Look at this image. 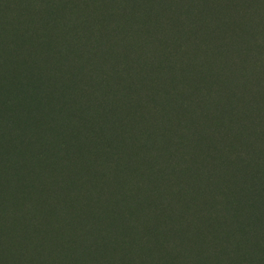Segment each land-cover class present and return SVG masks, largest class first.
<instances>
[{"label":"rangeland","instance_id":"rangeland-1","mask_svg":"<svg viewBox=\"0 0 264 264\" xmlns=\"http://www.w3.org/2000/svg\"><path fill=\"white\" fill-rule=\"evenodd\" d=\"M2 2L0 32L11 42L10 71L6 58L0 64L5 86L25 93L24 75L48 83L43 122L34 105L24 107L35 140L62 130L59 118L66 123L96 89L133 96L104 51L119 72L134 65L130 81L153 97L143 119L132 109L119 116L120 128L135 124L128 143L135 135L142 143L118 151L128 149L115 172L84 169V151L74 149L68 168L47 178L51 166H31L14 190L0 156V264H224L214 252L231 234L226 262L264 264V0ZM72 79L83 80L69 91ZM105 125L98 152L118 132L115 121ZM135 152L154 170L131 165ZM78 167L82 179L71 185Z\"/></svg>","mask_w":264,"mask_h":264},{"label":"trees","instance_id":"trees-1","mask_svg":"<svg viewBox=\"0 0 264 264\" xmlns=\"http://www.w3.org/2000/svg\"><path fill=\"white\" fill-rule=\"evenodd\" d=\"M0 4L8 8V4L3 3L2 0H0ZM45 6L48 5L45 4ZM59 22L61 21L57 18L54 21V25H58ZM10 43V40L5 38L2 35V32H0V64L3 60L2 57L6 58L5 60H7V70H5V72H9V69L11 68L10 57L8 58V56L11 54ZM124 43L125 41L122 40V44ZM46 45H50V43H47ZM102 58L106 62L109 60L110 65L113 66L111 73L115 74V78H117L116 82L121 83L122 80L126 78L127 84L132 87L130 93L132 92L133 96H125L121 99L118 97L119 94L115 88L96 89L95 93H93L90 98L87 96L86 100L81 103V106L80 104L75 106L76 110L71 112V116L68 118L66 123L63 116L59 118L58 123L60 125H64L62 130L55 131L52 128L44 129L40 140H35L34 137H31V134L27 133L29 126L26 124V110L24 111V107L28 105H34L36 107L37 111L35 113L34 120H38L40 117L39 115L44 116L43 114L38 113V111L43 110L45 113L50 105V103L46 101L49 95L46 89V85L48 84L47 81L42 80L41 78L39 79L37 77L34 78L32 76L30 77L24 75V81L22 80V82H24V87L27 85V91L25 93L23 90H18L17 92L8 91V88L5 86L6 73L4 71L0 72V156L4 158L5 162L2 168V173L3 175L13 179L14 184H18L14 185V190L24 188L22 184V181H24L22 172L29 170L31 166L32 168H34L33 166L39 167L40 165L51 166L53 169L50 171V175L47 176V178H53L56 176L58 173L55 172L59 166L68 168L74 149H81L84 151L83 153L79 154L83 164L82 167L84 169L89 171L90 167H95L96 170L99 168V166H102L107 168V171L115 172L116 167H118L117 165H119L117 164L115 166V161L118 163V157H122L124 152L128 149L122 151L121 153L118 151L126 149L128 145V147L132 145L133 148L135 147L137 149L140 147L142 140L139 136H133L131 144H129L130 142L128 143L127 140V138L130 136V132L132 133L133 131L129 127L132 126L135 129V124L132 125L127 123L125 126L120 128L121 120L119 119V116L123 115L124 112L127 115V113L132 109V116L139 114L137 119H143L144 116L142 113H145L144 111L146 109L143 108L142 103L150 102L151 97L153 96L148 94V92H145V87L141 88L139 82L130 81L135 72L134 65L128 70L124 69V72L126 73L119 72V69L116 67V61L115 63L112 62L113 59H110L112 57H107V53L105 51L102 55ZM134 63L136 66L138 65L137 58L134 59L133 64ZM86 65L89 67L91 66L88 62ZM53 70L54 68H51V71ZM81 80L83 79H72V81L67 84L69 91L71 88H78L79 85H81ZM26 81L30 82L26 84ZM111 81L115 82L114 79ZM133 100L135 105L130 107ZM13 107L14 109H12ZM136 109L141 111H134ZM13 117H17L16 122L12 119ZM41 121L43 122V118H41ZM108 121H115L116 126L114 127V131L116 132L118 130V132L116 136L112 138V141L110 143H105L101 147V151L98 152L94 142L100 136H104L108 131L106 128L107 126L105 125V123ZM154 125V122L149 123L150 133L153 131V129H155ZM93 137L94 141H91ZM155 139H158L156 144L163 148L162 145L164 138L162 139L160 134H156ZM86 141L88 143H86ZM81 143L83 144L81 145ZM166 153L167 152H164V150H161L159 154L160 158H164V161H166ZM14 157H20V159L15 160ZM94 159L95 162H93ZM130 163L131 165L137 164L138 168H141L142 171L145 170L146 172H150L154 170V167H151L147 163L146 157L140 153L136 154L135 152L133 158L130 160ZM126 164L128 165V163ZM125 166L126 165L124 164V167ZM78 170H81V167H78L76 172H74L72 176L70 175L68 177V182L71 185H76L77 182L82 179V175H78L80 174L77 172ZM66 176L67 175H65V178ZM63 178L64 176L62 177V181ZM233 206L236 207L237 205L233 204ZM260 210H263L262 212H264V207H262ZM230 228L231 226L227 225L226 231L230 232ZM229 238L230 241L228 240L227 244H224L223 249L222 247H219V253L218 249L214 252L216 258H218V255L220 254L223 262L225 260L224 264H230L226 261L228 250L233 242L232 234ZM260 238H262L264 242V233L260 236ZM259 250L262 254H264V246ZM247 264H250V262Z\"/></svg>","mask_w":264,"mask_h":264}]
</instances>
